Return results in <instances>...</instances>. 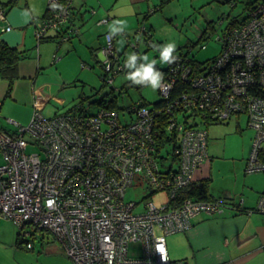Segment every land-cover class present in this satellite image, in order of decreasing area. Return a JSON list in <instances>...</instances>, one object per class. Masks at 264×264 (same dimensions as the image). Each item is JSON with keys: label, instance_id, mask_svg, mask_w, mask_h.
<instances>
[{"label": "built area", "instance_id": "1", "mask_svg": "<svg viewBox=\"0 0 264 264\" xmlns=\"http://www.w3.org/2000/svg\"><path fill=\"white\" fill-rule=\"evenodd\" d=\"M49 3L51 14L37 27L38 38L61 28L70 13V0ZM5 11L0 6V22ZM105 39L103 79L113 83L127 69L126 60L115 46V34L107 32ZM219 41L220 53L207 62L174 53L178 59L167 64L165 90L159 89L164 104L135 103L123 112L125 120L110 107L111 99L94 112L77 107L46 116L35 111L26 125L10 118L14 129L0 127V218L16 223L23 236L49 233L75 264H188L171 258L167 236L190 228L198 214L232 206L191 197L174 204L209 157L208 132L199 118L245 116L255 131L247 171L264 172V1L226 28ZM168 130L179 135L167 154L176 159L177 171L161 168L164 145L158 136ZM137 176L163 192L160 205L149 199L136 211L139 203L126 200ZM255 209L264 218V190ZM135 244L138 251L131 249ZM33 245L26 242L28 248Z\"/></svg>", "mask_w": 264, "mask_h": 264}, {"label": "rangeland", "instance_id": "2", "mask_svg": "<svg viewBox=\"0 0 264 264\" xmlns=\"http://www.w3.org/2000/svg\"><path fill=\"white\" fill-rule=\"evenodd\" d=\"M235 1L236 6L229 0H158L155 5L153 2L151 4L145 2L146 10L144 12L142 9L139 16L135 9L129 6V8L123 7L122 10L125 12L122 17L123 23L126 22V27L123 29L129 34L119 33L117 38L115 35V46L125 60L133 53L139 56L147 55L149 60H155V65L160 68L167 66L160 61V48L169 43L176 45L175 53L184 51L198 61L207 62L220 53L219 37L228 27L233 15L243 11L247 0ZM48 2L49 0H28L30 8L34 11L36 22L32 20L34 17L30 14V9L24 6V0H17L15 7L9 11H27L23 21L27 25L26 28L32 30L33 37L29 34L27 39V49H30L32 53L37 52V44L53 46L51 57L44 56L50 64L41 69L40 82L44 79L47 83L57 84L54 94L65 101L61 102L56 98L49 102L45 111L48 116L53 115L57 110L59 113L66 112L84 101L81 95H87L93 101L103 97L107 100L114 97L120 106H129L144 99L148 101V105H152L160 99L159 89L153 90L150 86L139 89L127 79L128 72L135 71L141 64L149 62L140 57H137L135 67L121 71L113 83L103 79L102 62L92 47L100 43L105 44L106 33L99 36L96 32L98 28L96 24H92L89 30L85 28L87 24L82 26L80 31H73L75 33L72 32L73 34L69 35L70 39H61V42L59 40L60 44L53 41L39 43L40 39L36 31L43 21ZM158 3H160V9L150 14L148 8H156ZM130 12L133 15L129 14ZM87 16L89 20H92L90 10ZM0 26H4V21L0 23ZM206 27H208L207 34L196 44L195 42ZM139 30H145V33H140ZM5 33L1 32L0 35ZM49 34H53L52 29L46 33V35ZM94 37L98 40L93 42ZM193 43L195 45L192 46ZM204 44H206L205 47H202ZM54 54H57V60L51 64ZM123 63L125 64V61ZM83 109L94 112L97 110V104H85ZM124 117L121 111V119L125 120ZM199 120L203 123L202 119L199 118ZM201 126L208 132L209 157L200 164L194 179L199 182L208 179L209 194L212 195L213 200H226L230 203H239L243 200L252 205L257 204L258 195L264 190V172L247 171V162L252 152L255 135L254 129L247 124V118L234 116L228 121L204 123ZM147 186L146 181L137 176L134 185L126 191L127 201L139 203L135 208L136 211H142L145 202L150 199L149 196L146 198L149 191ZM228 194L232 196L230 199L225 197ZM161 196L159 193L154 196L158 205L162 203ZM30 229V227L27 228V230ZM18 230L19 226L16 223L0 218V264H75L61 248L60 243L49 233L38 231L33 235H21V239L34 244L33 248L28 249L26 241H23V246L18 245L16 240ZM182 234L184 232H176L168 237H178ZM131 249L138 251L139 245H132ZM246 264H264V255L253 257Z\"/></svg>", "mask_w": 264, "mask_h": 264}, {"label": "crops", "instance_id": "3", "mask_svg": "<svg viewBox=\"0 0 264 264\" xmlns=\"http://www.w3.org/2000/svg\"><path fill=\"white\" fill-rule=\"evenodd\" d=\"M70 2L69 16L62 22L61 28H51L53 34L46 35L47 37L39 40V43L53 41L60 44L61 39H70L69 35L80 31L82 26L86 24L85 28L88 30L96 24L98 28L95 31L99 36H103L107 32L114 33L116 38L119 33L128 35L129 33L123 29L125 27L122 18L125 13L122 10L123 7L135 9L136 14L139 16L142 9H144V12L146 10L147 4L145 2L149 4L153 2L155 5L158 0H70ZM16 3L17 0H0V6H3L6 10L5 19L2 20L4 26H11L10 30L2 31L1 29V32L6 33L0 35V39L9 46L25 50L29 57L20 61L18 66L19 75L13 82L10 91L8 90V81L0 75V127L4 130L14 129V125L9 122L10 118L25 125L31 121L35 111H40L48 116L45 113L46 106L53 99L57 98L61 102L65 101L54 94L57 84L47 83L44 79L40 82L41 69L48 67L50 64L44 56L46 55V58L51 57L53 46L37 44L38 50L33 53L30 49H27V39L29 34L32 36V30L31 28L27 29V25L23 21L27 16L26 10L9 12L15 7ZM24 6L30 9V14L34 17L32 20L36 22L34 11L30 8L28 0H24ZM157 6H155L156 9H160V3ZM103 8L105 9L103 10ZM150 8H148L150 14L156 11H151ZM89 10L92 14V20H89L87 16ZM46 14L47 6L43 18ZM129 14L133 15L132 12ZM106 16L109 20L104 23L101 20ZM95 20L97 21L94 23ZM145 30L147 32V29ZM145 30H139V32L145 33ZM96 40L98 39L94 37L93 42ZM101 46L100 43V45L96 44L92 48L102 62ZM56 55L54 54L53 63L51 64L56 62ZM56 113H58V110L54 114ZM261 192L258 195L257 202ZM225 197L230 199L232 196L228 194ZM231 205L217 214L201 213L196 215L192 220V226L181 231L184 232L181 236L169 238L168 235L167 246L171 258L173 260H186L188 264H246L253 257L264 255V218L262 214L256 211L257 204L252 205L241 200L239 203H231Z\"/></svg>", "mask_w": 264, "mask_h": 264}, {"label": "trees", "instance_id": "4", "mask_svg": "<svg viewBox=\"0 0 264 264\" xmlns=\"http://www.w3.org/2000/svg\"><path fill=\"white\" fill-rule=\"evenodd\" d=\"M228 1V0H226ZM261 1L264 0H247L245 2V6L243 8V11H241L239 14L237 15H233V18L231 20V22L229 23V26L235 25V24H239L241 23L248 15V11L254 9L257 4L261 3ZM229 2L234 3V6H236V1L235 0H229ZM51 14V5L48 2L47 4V14L45 17L49 16ZM227 27V28H228ZM207 29L202 33V35L200 36V38L198 39L197 42H195L196 44L200 42V40L202 38L205 37V34H207ZM47 36H40L39 39H45ZM195 43L192 44L195 45ZM28 56L27 52L25 50H20L17 47H12L9 46L5 41L0 39V75L2 78H5L8 81L9 84V91L11 90L12 84L13 82L18 78V66L21 60L26 59ZM216 57V56H215ZM214 57V58H215ZM213 58V59H214ZM212 60V59H211ZM200 62V61H199ZM144 64V63H143ZM155 68H157L158 70L162 71V73L164 74L167 66L165 68H160L158 65H155ZM134 72V71H132ZM104 76V73H102ZM146 83V82H145ZM137 88H141L143 86L141 85H136ZM182 87V85L180 84L178 86V88ZM82 100L79 104H82L83 102L87 105H92L93 103L97 104V108L100 105H105V102L107 101V99H105V97L101 98L100 100H92L91 98H89V96H85V95H81L80 96ZM106 100V101H105ZM163 99L160 97V99L153 103L155 105H162L164 104V102H162ZM139 104H149L148 101L144 100H140L138 101ZM136 102V103H138ZM135 103H133L132 105L129 106H120L118 105L116 98H111L110 100V107H116L118 110L124 112V114L128 111L130 112L133 109V105ZM85 106V105H84ZM84 106H80L78 104H76L75 106H73L71 109H69V111L76 109L77 107L80 108H84ZM196 114L200 115L201 112L198 111L197 109L194 110ZM205 120L203 121V123H211V122H224L222 120H209L208 118H204ZM166 133L162 134L161 136L159 135V142H161L163 146L162 150H161V154H162V159H161V168L164 170L165 166L170 167L171 169H176L177 171V162L176 159L171 156V158H168V153L170 151V149H173V142L177 141V138L179 137L178 133L176 132V130H168L165 131ZM159 159H160V149H159ZM168 159V160H167ZM173 161V162H172ZM177 164V165H176ZM170 165V166H169ZM166 167V168H168ZM208 179H204L203 181H194L193 184L189 185V186H185L182 187L179 190L178 196L174 201V204H177L179 201H182L183 199H185L186 197H191L194 199H203V200H213L211 197L212 195L209 194V188H208ZM149 191L146 195V198L149 196L150 199H154V196L158 193L161 194V197H164V194H162L163 192L158 189V190H154L151 186H147ZM157 197V196H156ZM155 200V199H154ZM21 232L20 229L18 230L17 233V243L18 245H22L23 241H28L26 239H21ZM23 246V245H22ZM28 248V247H26ZM31 249V248H28Z\"/></svg>", "mask_w": 264, "mask_h": 264}, {"label": "clouds", "instance_id": "5", "mask_svg": "<svg viewBox=\"0 0 264 264\" xmlns=\"http://www.w3.org/2000/svg\"><path fill=\"white\" fill-rule=\"evenodd\" d=\"M124 26L126 27V22H124ZM115 30V29H113ZM176 51V45L174 43H169L160 48V61L163 64H172L177 59L178 56L175 55ZM137 57H140L142 60L149 61L147 64H141L140 67L136 68L134 72H128L127 73V79L133 84V85H141L145 87H151L153 90L156 89H164L163 80H164V74L162 71L155 68L156 61L155 60H149V57L147 55L139 56L135 53L131 54L127 57L125 61V67H135V61L137 60ZM171 57V59H169ZM146 82V83H145ZM53 202L48 201V205L51 206ZM157 250H161V246H157ZM163 259V257H162Z\"/></svg>", "mask_w": 264, "mask_h": 264}, {"label": "water", "instance_id": "6", "mask_svg": "<svg viewBox=\"0 0 264 264\" xmlns=\"http://www.w3.org/2000/svg\"><path fill=\"white\" fill-rule=\"evenodd\" d=\"M150 9H151V8H150ZM155 10H157V9H156V8H152V9H151V11H155Z\"/></svg>", "mask_w": 264, "mask_h": 264}]
</instances>
